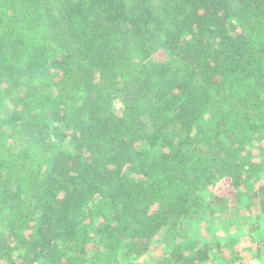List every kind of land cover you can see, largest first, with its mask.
I'll list each match as a JSON object with an SVG mask.
<instances>
[{
  "label": "trees",
  "instance_id": "16d2710c",
  "mask_svg": "<svg viewBox=\"0 0 264 264\" xmlns=\"http://www.w3.org/2000/svg\"><path fill=\"white\" fill-rule=\"evenodd\" d=\"M263 149L264 0H0V264H240Z\"/></svg>",
  "mask_w": 264,
  "mask_h": 264
},
{
  "label": "rangeland",
  "instance_id": "374dc122",
  "mask_svg": "<svg viewBox=\"0 0 264 264\" xmlns=\"http://www.w3.org/2000/svg\"><path fill=\"white\" fill-rule=\"evenodd\" d=\"M118 106L120 105L117 103L116 107ZM254 148L255 147H253V149ZM259 151L260 150L258 148L257 150H254V152ZM247 211V209L241 208L239 211L235 212L237 221L242 222L243 225L241 226V229L233 235V240L229 238V241H232L230 242L231 244L228 243L229 241L227 242L229 249L224 250L229 256L232 254L231 258H237L238 263L240 264H262L260 260L254 259L253 256L255 255L254 251L256 249L258 239L264 236V216L261 215V218L257 219L260 221L261 225L258 227V230L253 232L257 220H247L244 217V213ZM217 221L218 219H213L208 222L199 221V223L193 228V231L203 236L205 240H207V238L217 239L221 242V244H223L224 247L227 244L226 239L228 235L220 230L221 224ZM262 240H264V238Z\"/></svg>",
  "mask_w": 264,
  "mask_h": 264
}]
</instances>
